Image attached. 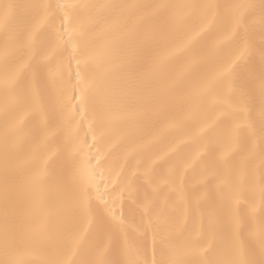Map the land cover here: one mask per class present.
<instances>
[{
  "label": "snow or ice",
  "instance_id": "obj_1",
  "mask_svg": "<svg viewBox=\"0 0 264 264\" xmlns=\"http://www.w3.org/2000/svg\"><path fill=\"white\" fill-rule=\"evenodd\" d=\"M0 264H264V0H0Z\"/></svg>",
  "mask_w": 264,
  "mask_h": 264
}]
</instances>
